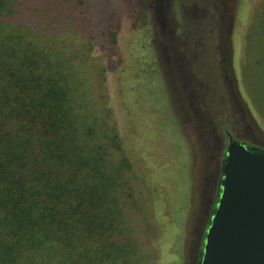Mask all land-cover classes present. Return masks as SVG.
Masks as SVG:
<instances>
[{
	"label": "rangeland",
	"instance_id": "rangeland-1",
	"mask_svg": "<svg viewBox=\"0 0 264 264\" xmlns=\"http://www.w3.org/2000/svg\"><path fill=\"white\" fill-rule=\"evenodd\" d=\"M81 1L92 45L74 37L68 50L76 90L88 108L109 110L117 159L128 163L123 233L139 264H195L203 179L225 132L264 149V0L242 1L235 35L237 0H148V21L138 25L136 0ZM155 7L180 32L176 51Z\"/></svg>",
	"mask_w": 264,
	"mask_h": 264
},
{
	"label": "trees",
	"instance_id": "trees-1",
	"mask_svg": "<svg viewBox=\"0 0 264 264\" xmlns=\"http://www.w3.org/2000/svg\"><path fill=\"white\" fill-rule=\"evenodd\" d=\"M148 3L136 0L132 23H147ZM82 5L0 0V264H139L122 228L128 163L116 127L76 90L68 47L92 45ZM153 13L165 25L166 11ZM165 30L176 51L179 30Z\"/></svg>",
	"mask_w": 264,
	"mask_h": 264
},
{
	"label": "water",
	"instance_id": "water-1",
	"mask_svg": "<svg viewBox=\"0 0 264 264\" xmlns=\"http://www.w3.org/2000/svg\"><path fill=\"white\" fill-rule=\"evenodd\" d=\"M198 264H264V149L229 136Z\"/></svg>",
	"mask_w": 264,
	"mask_h": 264
},
{
	"label": "flooded vegetation",
	"instance_id": "flooded-vegetation-1",
	"mask_svg": "<svg viewBox=\"0 0 264 264\" xmlns=\"http://www.w3.org/2000/svg\"><path fill=\"white\" fill-rule=\"evenodd\" d=\"M225 135L228 143L230 134L225 132ZM241 143H245V142H241ZM225 149L223 150L221 158L219 160L216 161L212 160L213 162L210 164L209 171L204 175L203 190L201 193V201H200V204L202 205V210L200 211V213L198 212V216L196 219L197 237H196V248H195V252H196L195 264H198L202 256L204 234L209 225L212 212L216 207V202L219 197V193H220L219 183L221 178V160L225 153Z\"/></svg>",
	"mask_w": 264,
	"mask_h": 264
}]
</instances>
